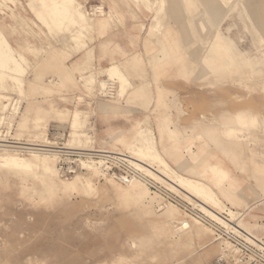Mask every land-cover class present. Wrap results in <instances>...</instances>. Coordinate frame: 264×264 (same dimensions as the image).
<instances>
[{
	"label": "rangeland",
	"instance_id": "obj_1",
	"mask_svg": "<svg viewBox=\"0 0 264 264\" xmlns=\"http://www.w3.org/2000/svg\"><path fill=\"white\" fill-rule=\"evenodd\" d=\"M74 1L91 25L79 42L69 41L66 13L52 15L36 0H0V30L24 57L19 75L0 65V158L56 162L38 146L1 143L12 139L126 154L203 214L224 212L264 242V0ZM38 12L63 32H50ZM227 30L240 59L212 56L213 35ZM131 58L139 62L125 76L107 71ZM107 78L117 83L114 100L98 95ZM127 144L150 148V157ZM159 160L220 204L171 179ZM96 176L42 181L0 172V264H233L228 245L179 208L160 207L143 184Z\"/></svg>",
	"mask_w": 264,
	"mask_h": 264
},
{
	"label": "built area",
	"instance_id": "obj_2",
	"mask_svg": "<svg viewBox=\"0 0 264 264\" xmlns=\"http://www.w3.org/2000/svg\"><path fill=\"white\" fill-rule=\"evenodd\" d=\"M100 11L101 9L98 8L95 10L97 14ZM104 83L99 89L98 95L105 100H114L117 97V84L111 80H106ZM39 148V151L55 157L56 171L60 178L69 180L95 170L98 179L109 180L119 185L125 186L133 182H140L151 193L157 194L161 198L160 207L171 205L179 208L184 214L206 226L215 241L228 245L233 264H264V242L254 240L239 230L237 223L231 222L229 216L224 212L218 213L211 210L214 217L203 214L197 206L185 202L154 179L149 174L150 171L147 167L131 160L126 154L94 149L69 150L66 146L53 147L48 144L46 147ZM221 262V258H218L216 264Z\"/></svg>",
	"mask_w": 264,
	"mask_h": 264
},
{
	"label": "bare ground",
	"instance_id": "obj_3",
	"mask_svg": "<svg viewBox=\"0 0 264 264\" xmlns=\"http://www.w3.org/2000/svg\"><path fill=\"white\" fill-rule=\"evenodd\" d=\"M41 3H43L45 5V7L51 9L50 12L52 13V15L57 14L58 12H67L69 14V18L71 19V24H73L74 29L69 32V41H74V42H79V33L82 34L84 33L87 28L90 29L89 26H91L87 21H86V17L84 16V13L82 12V6L77 5L75 3L74 0H40ZM214 6V5H213ZM98 9H101L100 7ZM100 14H104V12H102V10L100 11ZM242 15V14H241ZM241 17V16H240ZM245 17L244 15L242 16V18ZM37 18L45 23L46 26L49 25V27H47L50 32L52 31H58L60 33L63 32V29L60 27V25L58 24V22L53 21L52 16H48V15H43V14H38ZM20 19V18H19ZM216 20V18L214 19V21ZM246 20V19H245ZM22 22H25L26 19H21ZM244 21V20H243ZM16 22H14L15 24ZM97 23V22H96ZM99 26L104 27L107 24V21H105V19H101L99 20V22L97 23ZM243 24V22H242ZM27 26V25H26ZM10 27V26H9ZM249 27V26H248ZM20 28V27H19ZM14 29V28H13ZM12 29V30H13ZM249 29H247V31L249 32ZM15 30V29H14ZM91 31V30H90ZM246 31V30H245ZM227 33H229V30H227ZM250 34V33H249ZM253 34V33H252ZM57 35V34H56ZM251 36V35H250ZM219 36V34H215L213 36V41H214V45H216V49L217 50H212L211 49V53H213V57L214 59H216V57H221L222 55H228L230 52H232L231 48L229 47V45L226 43L224 44L221 43V40L223 38H221ZM224 40V39H223ZM81 42V41H80ZM75 44V43H73ZM77 45V44H76ZM78 47V46H77ZM209 51V50H208ZM16 51L8 44L7 40L5 39V36L3 34V32L0 30V65L1 67L4 66L3 71L5 70L6 72H9L10 70L12 71L13 74H21L22 71H24V68L22 66V63L24 61V57L21 54H16ZM215 52V53H214ZM235 55V54H234ZM229 56V55H228ZM230 57V56H229ZM233 58V56H232ZM212 59V58H211ZM213 60V59H212ZM234 60V59H233ZM26 61V60H25ZM113 66V65H112ZM29 69V68H28ZM2 70V69H1ZM118 70V73L122 76H125L123 74L122 69L119 67L118 64L114 65L113 67H111V69H108L107 71H110L112 74H116ZM26 71V70H25ZM109 72V75H111ZM117 73V74H118ZM1 74V73H0ZM8 74V73H7ZM23 74V73H22ZM118 74V75H119ZM14 75V76H15ZM12 76V74H11ZM12 76V77H14ZM90 76V75H89ZM87 77V82L92 83L93 82V78L92 77ZM114 76V75H112ZM122 76V77H123ZM115 77V76H114ZM113 77V78H114ZM2 78V77H1ZM10 78V77H9ZM117 78V77H115ZM8 79V77H7ZM13 79V78H12ZM20 79V78H19ZM83 79V78H82ZM125 79V78H124ZM261 79V78H260ZM10 80V79H9ZM23 80V79H22ZM107 80H111L108 79ZM3 81V80H2ZM11 81V80H10ZM113 82H115L114 80H111ZM123 81V80H122ZM17 82V81H16ZM105 81L100 83V88L105 84ZM127 82V81H126ZM13 83V81L11 82ZM116 83V82H115ZM117 84V83H116ZM23 85V84H22ZM124 85V84H123ZM21 85H19V87L17 89H21L20 88ZM126 85H124L125 87ZM17 86L15 85V88ZM2 88V87H1ZM126 88V87H125ZM121 89H122V85H121ZM120 89V90H121ZM122 91V90H121ZM5 99V98H4ZM3 100V99H2ZM10 101V100H9ZM13 106V105H12ZM5 109V108H4ZM27 123V122H26ZM35 124V123H34ZM26 125V124H25ZM25 129V128H24ZM78 131V130H77ZM20 134V133H19ZM78 135L76 134H72L71 137L74 140L75 137H77ZM13 142H2L1 143H9L10 146H15V147H29V146H38V147H46V144H49V142H47L46 140L44 141V139H42V142H38L35 143V140H31L28 141L26 140V142H22V140L16 141L15 139ZM44 141V142H43ZM93 141V140H92ZM76 142V140L74 141ZM38 143H44V144H38ZM78 143V141H77ZM101 144V143H100ZM96 145V144H95ZM65 146L70 150H81L75 147H72L68 142L65 144ZM103 146V145H102ZM129 148L127 147V149L132 150L133 154L138 157V158H144V157H150L148 155V153L150 152V148L145 147H134L131 145ZM14 148V147H13ZM85 150V149H84ZM94 150H98V149H94ZM120 153V152H118ZM6 154V153H4ZM30 157L27 158H16V157H2L0 158V172H5V173H9L12 174L13 176H20V175H32L35 176V178H37L38 180H42L43 179H54V178H58L57 175V171H56V165H55V160L53 158L50 157H45L44 156H37L35 154H31L29 155ZM52 156V155H51ZM156 159V157H154ZM159 158V157H157ZM131 160L135 161L133 158H131ZM136 162V161H135ZM159 162L162 164L164 170L166 171V174L171 178L174 179L175 181H177L178 183L184 185L189 191L194 192L195 195L199 196L201 198V200L212 202L215 205L220 204L219 200L215 197L214 193H212L208 188L204 187L201 184L198 183H194L188 179H185L184 177H181L179 175H177L171 168L168 167L167 163L165 162H161L159 160ZM137 163V162H136ZM95 174L98 176L97 172L95 170L90 171L89 174ZM96 176V177H97ZM77 177V176H76ZM75 178V177H74ZM35 179V180H37ZM30 181V180H29ZM62 181V180H61ZM84 181V180H83ZM46 182V181H45ZM134 183H138L142 184L140 182H133L130 183L134 184ZM70 185V184H69ZM129 185V184H128ZM58 188V187H57ZM90 188V187H89ZM56 191V190H55ZM75 191V190H74ZM59 192V191H58ZM263 195V199H264V190L262 192ZM211 204V203H210ZM262 204V203H261ZM254 205V204H253ZM252 209V208H251ZM176 210L174 208L169 209L168 213H174ZM241 216V215H240ZM245 219V218H244ZM248 219V218H247ZM254 219V217H251V221ZM247 224L252 228V230H254L255 232L260 233V227L259 225L255 224L254 222H247ZM261 235H263V233H261ZM264 236V235H263ZM250 238H253L250 236ZM254 240H258V238H253Z\"/></svg>",
	"mask_w": 264,
	"mask_h": 264
},
{
	"label": "crops",
	"instance_id": "obj_4",
	"mask_svg": "<svg viewBox=\"0 0 264 264\" xmlns=\"http://www.w3.org/2000/svg\"><path fill=\"white\" fill-rule=\"evenodd\" d=\"M35 0H29V2H28V4H30V3H33ZM36 1H38L42 6H44L45 7V5L43 4V3H41V1L40 0H36ZM47 8V7H46ZM41 13V12H40ZM64 13H66L67 14V19L69 20V22L71 23V19L69 18V14L67 13V12H64ZM38 14H39V12L37 13V16H38ZM106 26H104V28H105ZM216 34H219V36L221 37V38H223L222 40H221V43H223L224 42V44H228L229 45V47L231 48V50H232V52L234 53V54H237V55H235V56H237L236 58H238V59H240V57L242 56V55H244V53H241L240 52V50L238 49V47H237V44H236V42H232V41H229V40H227L228 39V36H227V34L228 33H225V35L223 34V33H219V32H217ZM222 35V36H221ZM214 36V35H213ZM220 38V39H221ZM212 40H213V37H212ZM214 42V41H213ZM239 50V51H238ZM138 62H139V60L137 59V58H131L128 62H126V63H121V64H119L120 66V68L122 69V71L125 73V74H127L126 73V70H127V68L128 67H135V66H137V64H138ZM223 68V67H222ZM224 70H226L229 74H231V73H233V71H232V69H227V68H223ZM128 145L129 144H127V147H128ZM186 215V214H185ZM190 217V216H189ZM191 218V217H190ZM193 219V218H192ZM202 225V224H201ZM261 228V227H260ZM260 231H261V229H260ZM263 235H264V233H263ZM262 235V236H263ZM262 239H264V236H263V238Z\"/></svg>",
	"mask_w": 264,
	"mask_h": 264
}]
</instances>
